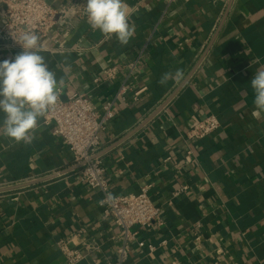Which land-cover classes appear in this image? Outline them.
<instances>
[{
	"label": "crops",
	"instance_id": "1",
	"mask_svg": "<svg viewBox=\"0 0 264 264\" xmlns=\"http://www.w3.org/2000/svg\"><path fill=\"white\" fill-rule=\"evenodd\" d=\"M230 1L125 0L135 34L122 45L89 25L86 0H47L58 14L41 41L48 50L40 54L64 80L63 93H84L102 110L127 86L97 156L115 193L152 184L164 224L135 226L124 264H264V113L254 114L251 87L256 71L264 70V0H233L229 8ZM3 22L0 13V29ZM140 54L129 77L128 64ZM11 58L0 50V61ZM113 66L115 78L105 79ZM177 70L183 79L159 83ZM209 114L220 128L188 141L191 126ZM39 125L31 144L0 134V183L49 176L0 193V264H67L58 241L80 228L86 232L75 240L86 257L77 264L115 263L118 227L102 217L101 192L80 180L53 125L44 118ZM188 148L195 161L186 156ZM183 184L187 192L174 196ZM82 242L99 247L89 251Z\"/></svg>",
	"mask_w": 264,
	"mask_h": 264
},
{
	"label": "built area",
	"instance_id": "2",
	"mask_svg": "<svg viewBox=\"0 0 264 264\" xmlns=\"http://www.w3.org/2000/svg\"><path fill=\"white\" fill-rule=\"evenodd\" d=\"M0 13L4 19L0 29V50L7 51L13 57L18 50H22L15 39H18L26 30L34 31L39 35L41 43L55 25L58 14L47 0H1ZM41 50H48V48L42 45ZM141 58L142 54L128 64L129 77L135 73ZM116 73L117 66L109 68L105 79L115 78ZM94 81L99 82V78H95ZM126 89L127 86L122 85L115 97L103 105L102 110H98L86 94L68 90L66 94H62L55 108L44 118L45 124L53 125V134L62 138L68 146L73 154L74 163L80 165V180L101 192L99 204L102 207V217L112 220L118 227V233L114 237L119 242L118 258L115 263L109 264L126 262L132 241L137 235L135 226L155 228L164 224L162 207L152 199L150 194L152 184L143 185L137 193H115L109 185L106 169L97 156L102 144L101 133L115 116L116 99L124 94ZM143 90L144 88L138 90L136 95ZM220 125L219 118L209 114L191 126L186 133V138L190 142H198L214 134ZM185 154L191 157L192 161L196 160L194 149L188 148ZM170 159L171 157L167 156L164 161ZM35 179L0 183V193L8 191L3 189ZM188 188V184H183L173 195L178 196L187 192ZM14 199H17V196ZM85 232V228H80L76 233L69 234L58 241V248L66 257L67 264H77L86 257V253L77 246L75 240ZM166 243V240L161 242L162 245ZM82 245L89 251L99 247L88 242H82ZM155 248L154 245L150 246L151 251Z\"/></svg>",
	"mask_w": 264,
	"mask_h": 264
},
{
	"label": "clouds",
	"instance_id": "3",
	"mask_svg": "<svg viewBox=\"0 0 264 264\" xmlns=\"http://www.w3.org/2000/svg\"><path fill=\"white\" fill-rule=\"evenodd\" d=\"M84 15L89 25L105 36H115L127 45L135 34L125 0H86ZM15 41L21 51L11 59L0 61V134L16 143L31 144L41 119L55 108L64 91V80L57 79L45 57L34 31H24ZM183 79V72L165 73L159 83ZM255 115L264 113V70H257L251 80Z\"/></svg>",
	"mask_w": 264,
	"mask_h": 264
},
{
	"label": "water",
	"instance_id": "4",
	"mask_svg": "<svg viewBox=\"0 0 264 264\" xmlns=\"http://www.w3.org/2000/svg\"><path fill=\"white\" fill-rule=\"evenodd\" d=\"M232 2H233V0H231L230 1V3H229V8L231 7V4H232ZM229 8H228V10H229ZM228 12V11H227ZM227 16V15H226ZM216 37V36H215ZM215 39V38H214ZM196 67H197V65H196ZM195 69L196 68H194L193 70H192V72L189 74V76L185 79V81L182 83V85H180L179 87H178V89L159 107V108H157V110L154 112V114H152L151 116H149V118H148V120H146L145 122H147V121H149V120H151L158 112H160L163 108H164V106L168 103V102H170L171 100H172V98L176 95V93L181 89V87L185 84V82L189 79V77L191 76V74L195 71ZM144 122V123H145ZM143 123V124H144ZM142 124V125H143ZM142 125H140V126H138V127H136L130 134H129V136L130 135H132L134 132H136ZM122 140H124V138L122 139ZM122 140H119L117 143H120ZM80 165H77V167H79ZM49 177H44V178H38V179H35V180H33V181H30V182H27V183H23V184H19V185H16V186H13V187H11V188H6V189H3V190H10V189H17V188H21V187H23V186H27V185H32V184H36V183H38V182H41V181H44V180H47Z\"/></svg>",
	"mask_w": 264,
	"mask_h": 264
}]
</instances>
